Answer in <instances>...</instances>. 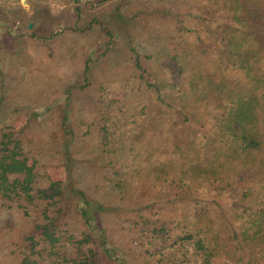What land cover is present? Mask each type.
<instances>
[{
	"label": "trees",
	"instance_id": "trees-1",
	"mask_svg": "<svg viewBox=\"0 0 264 264\" xmlns=\"http://www.w3.org/2000/svg\"><path fill=\"white\" fill-rule=\"evenodd\" d=\"M195 2L199 6L191 2L181 11L170 5V30L161 32L166 47L154 52L174 79L189 70L193 81L174 85L166 95H140L143 101L132 112L97 99L99 116L104 113L100 121L114 119L109 128L97 122L96 162L84 171L100 182L95 185L106 201L85 202L84 192L76 191V201L83 200L78 219L68 208L62 182L36 185L35 160L27 159L12 126L0 124V209L17 213L27 227L11 238L21 264H98L101 254L115 259L104 248L102 233L89 231L97 227L94 212L113 215L114 223L121 219L156 244L159 256L169 248L178 252L183 264L250 262L253 254L264 263V129L258 110L262 96L256 93L258 87L264 92V0ZM217 5L229 15L198 13ZM198 20L203 23L194 25ZM133 63H139L138 53ZM205 80L209 88L203 96ZM144 84L152 91L161 86L149 78ZM65 106L60 116L64 149L72 138ZM162 131L167 135L161 143L137 144L145 134L159 139ZM118 146L128 157L114 153ZM161 150L162 163L135 162ZM75 222L80 229L71 232Z\"/></svg>",
	"mask_w": 264,
	"mask_h": 264
},
{
	"label": "rangeland",
	"instance_id": "rangeland-1",
	"mask_svg": "<svg viewBox=\"0 0 264 264\" xmlns=\"http://www.w3.org/2000/svg\"><path fill=\"white\" fill-rule=\"evenodd\" d=\"M195 1L202 0H101L93 10L87 5L82 6L81 18L77 11L70 12L68 0H41L37 3L27 0L23 5L19 2L9 6L7 13L1 11L0 5V124L12 126L27 159L35 160L36 185H45L50 180L62 182L68 191L65 199L72 215L83 206V200L76 201V191L84 192L85 202L106 201L100 187L95 185H101L100 182L84 171V167L96 162L97 122L108 126L114 119L106 120L103 116L105 121H100L104 113L99 116L97 99L113 108L126 105V110L132 112L139 109L136 103L143 101L140 95H164L163 92L166 95L174 85L181 83L185 86L188 78L193 81L194 73L189 70L180 79H174V75L167 73L163 57L154 52L166 47L161 32L170 30L167 28L170 5L181 11ZM19 6L26 7V12L21 13ZM198 13L205 17L229 15L219 5L200 8ZM182 17L191 18L184 12ZM200 23L203 22L198 20L194 25ZM261 31L264 32V26ZM262 46L264 48V44ZM136 53L139 65L133 63ZM262 53L260 65L264 71V50ZM146 54H151V59L146 58ZM215 77L210 79L211 86ZM146 78L161 84L160 90L148 89L144 84ZM207 81H202L203 96L208 92ZM256 93L262 96L258 100V110L264 129V92L258 87ZM65 102L66 128L72 132L66 149L63 147L66 136L60 124ZM152 112H155V106ZM88 129L92 130L91 133L82 135ZM163 135L167 134L162 131L158 135L160 138L155 139V135L145 134L137 144L161 143ZM162 146L164 149L166 143ZM263 150L264 142L260 153ZM114 153L128 157L119 146ZM163 156L161 150L148 160L141 156L135 162L153 161L155 165L163 162ZM0 210V264H21L12 251L15 240L11 238L18 228L26 232L27 227L17 213L7 211L6 214L1 213L4 209ZM93 214L97 219L93 223L97 227L88 228L89 231L102 233L104 248L115 255L112 259L101 254L98 264H183L181 255L170 248L159 256L156 244H149L148 239L131 230L121 219L114 223L113 215L105 212ZM75 216L78 219L77 214ZM76 223L75 229L71 225V232L80 229ZM95 247L99 250L98 246ZM257 256H248L250 262L222 260L210 264H264L257 263L260 262L259 258H254ZM192 262L197 264L194 260Z\"/></svg>",
	"mask_w": 264,
	"mask_h": 264
},
{
	"label": "crops",
	"instance_id": "crops-1",
	"mask_svg": "<svg viewBox=\"0 0 264 264\" xmlns=\"http://www.w3.org/2000/svg\"><path fill=\"white\" fill-rule=\"evenodd\" d=\"M31 1H33L34 3L41 2V0H39V1H37V0H31ZM19 2H20L21 5H23V4H25L27 2V0H0V5H2L1 6L2 7L1 11L7 13L8 11H10L9 6H11V5H18ZM96 3H101V0H76V1H74V0H68V4H70V6H71L70 12H72L74 14L77 11L78 12V15L77 16L79 18L83 17L82 16V13L80 12L81 11V8H83L82 6L87 5L90 10H93L94 5ZM19 11L21 13H25L26 12V7L19 6ZM95 13L97 14V12H95ZM85 14H86V12H85ZM93 16L94 15H92L90 18H92Z\"/></svg>",
	"mask_w": 264,
	"mask_h": 264
},
{
	"label": "water",
	"instance_id": "water-1",
	"mask_svg": "<svg viewBox=\"0 0 264 264\" xmlns=\"http://www.w3.org/2000/svg\"><path fill=\"white\" fill-rule=\"evenodd\" d=\"M74 1H76V0H74ZM27 27L29 28V27H30V25L28 24V25H27Z\"/></svg>",
	"mask_w": 264,
	"mask_h": 264
}]
</instances>
